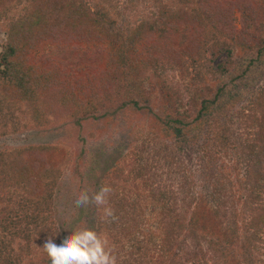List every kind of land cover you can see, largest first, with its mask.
Masks as SVG:
<instances>
[{"label":"rangeland","instance_id":"1","mask_svg":"<svg viewBox=\"0 0 264 264\" xmlns=\"http://www.w3.org/2000/svg\"><path fill=\"white\" fill-rule=\"evenodd\" d=\"M42 1L0 0V55L9 52L10 43L13 45L18 43L21 47L23 39L28 44L30 42L34 44L36 42L34 39L38 37L47 40L49 42L48 47L53 49L49 52L48 47H42L47 48V52L40 53L39 50H33L26 45L23 47V50H29L28 57H30V60H24V63L40 67L39 72H37L38 76L46 78L43 85L40 84L39 89H37L36 97L38 100L36 104L27 99L19 88H16L13 95H15L14 101L19 102L18 107L15 111L8 108L4 100H9V97H12L10 94L14 85L11 84V87H4V84L0 85V92L4 98V100L0 99V103L2 102L0 109L4 110L3 115L0 116V153H12L14 154V160H17V152L24 149L21 157L19 156L21 159L17 162L14 161L18 173H15L12 178L4 176L0 182V264H49L50 253L43 247L46 236L54 235L57 232L56 238L60 239L63 236L64 223H66L65 228L70 232L73 228L80 229L93 225L90 217L92 212L83 218H79V209L85 205L78 203L75 196L82 190L92 194L88 191L86 184L89 178L94 175V170H97L95 168L96 164L107 167L110 162L114 161V166H117L115 165L116 159L121 157L117 164L124 167L127 172L133 170L130 173L131 176L128 173L126 174L130 178H133L134 170L146 165L157 167L159 169L157 172L167 178V181L169 175L174 174L177 181L175 188L179 194L180 206L183 205L180 204V197L187 202L192 201L187 189L183 194H180L183 182H189V189H192L194 186L191 181H193L195 182L193 191L203 192L205 187H209V183L214 179L216 181L219 179L218 181H222L224 184H227L230 178L235 182L238 176L242 180L244 166L242 167L238 158L243 147L241 145H244L245 142L250 144L258 141L257 127L250 131L249 138H244V117L250 116L251 119L258 121L260 125L259 134L261 127H264V110L251 111L248 114V104L244 105V99H246V95L244 96V56L245 58L251 57L249 54L235 55L232 58L231 67L225 75L217 78L210 77L207 84H205L206 87L212 90L213 95L220 88H225L228 91L226 93H233L234 95L235 100H226L225 106L227 105L228 110L220 115L222 129H229L226 133L232 137L234 143L225 141V145L221 146L219 140L223 138L224 131L206 126L202 128L203 132H198L195 144L187 146L177 142L175 137L167 135L162 126V120H165L168 113L164 110V97L160 94V91L153 94V99L150 102L140 105L145 107V110H136L134 107L126 106L121 107L123 105L121 100L118 102L112 101L110 96L107 98V104L103 105L102 98L104 96L93 91L91 96L95 97L97 101L89 99L83 94L81 96L80 93L83 89H86L85 83L92 81L89 76L106 69L107 60L100 48H97L94 44L88 47L84 43L86 42L84 32L76 29L77 23L65 19L63 13L70 6L68 0ZM134 1L135 3L127 2L126 4L122 1L116 12L115 10L109 11L110 20L117 21L124 30L128 26H141L143 21L146 20V14L150 11L149 7L144 9L141 6L145 5V2H151V0ZM245 1L248 4L249 2L253 3L254 0ZM259 1L264 5V0ZM174 2L178 6L180 0H174ZM226 2L227 0H210V6L224 4L223 6L227 8L229 16L226 19V24L222 26L223 29L228 31L231 28H236L239 31L244 27V23L242 13L237 9L238 7H233L238 2H234L233 6ZM183 3L185 6V1ZM38 7L52 10L49 13L54 15L53 23L56 28L51 30L49 34L43 33L44 36L39 35L28 38L34 24L32 21L33 13ZM107 8L109 9V7ZM39 18L42 17H37L36 20ZM32 35L36 36L33 33ZM223 37L228 38L225 34H223ZM260 37L264 38V34H261L258 38ZM216 41V39L212 41L206 49L210 51L216 45ZM257 48H261V46ZM50 54L57 56L50 60L48 59ZM212 56L210 54L209 59H213V66L226 60V54H220L216 58ZM200 58L201 56L197 61ZM234 60L238 64L234 65ZM204 67L200 65L197 70L201 71L202 76L204 75L205 81L208 73L203 71ZM194 69L192 66H188L186 74L182 72V74H185L184 78L181 77L180 70L169 72L166 75L164 79L167 82L166 85L170 86L169 89L172 93H175L174 96L172 95V101L175 103V100L185 97L187 103H189L185 107L174 109L173 112L169 110V114L178 116V109H180L182 115L187 110H191V104L194 102L191 96L196 88L191 91L188 86L193 77L191 74L196 73ZM151 81V83L146 81V90L158 86L155 78L151 77ZM262 82H264V75L256 79L251 91L258 90L259 84H262ZM202 86L201 83L195 87L198 89ZM239 87L241 89H238ZM59 89H65L64 96L67 92L76 90L74 95L90 108H87L86 113L92 112L91 117L77 116L79 105L70 106L71 99H73L72 94L69 96L67 93L66 99H64V96L59 95ZM64 100L67 101L68 106L65 105ZM117 107H120L121 110L115 111ZM102 108L103 111H98ZM197 108L199 110V107ZM197 114L198 112L193 107L191 116L186 118L188 124L193 122ZM37 116L41 118V121L37 120ZM224 146L228 148V151L224 150ZM43 150H51L53 154L56 153L59 156L58 160H52L50 156L42 152ZM141 151H143V154H141ZM212 152H215L212 159L217 163L219 170L211 167L208 171L209 174L206 175L207 172L202 166L203 161L201 158L204 156L208 159L209 154ZM12 162L10 159V163ZM31 166L36 167L37 171L30 172ZM220 172L223 174L218 177ZM205 177H209L211 181L205 183ZM212 177L213 179H211ZM107 178H109L107 183H118L115 177L108 176ZM24 184L27 185V188ZM128 185L130 186L126 188L134 193L128 192L125 196L123 190L126 188H123V190L121 188L120 195L126 197V202H123V204L129 208L131 203L132 207L136 206L138 199L135 196L138 192L142 196L148 195V192L141 189V191L135 192V187L131 183H128ZM37 186L38 189H49L51 191L46 194L47 200L45 201L48 203L46 214L52 216L47 227L43 226L44 224H39L40 226L33 224V220L29 215L31 212L25 207L27 205L26 199L29 197L28 191L31 189L32 194L35 195ZM236 186L237 188L234 187L233 189L229 185L226 186V193H229L231 197L228 199L227 205L229 211L232 209L236 211L233 216L236 223L231 222L229 224L226 220L220 219L213 225L209 224V228L205 232L198 234V237L207 240L206 243L202 244L200 250L192 247L189 233L186 231L181 232L179 241L171 244V253L167 257L170 259L168 261L165 258L167 260L166 264H203L206 261L210 264L215 262L217 264H244L242 254L244 252L248 254L254 247L252 243L254 229L249 226L252 222H250L251 217L247 215L244 218L247 209L239 196V186L237 184ZM41 190H38V192L44 194ZM31 197L34 201L38 200L36 196ZM117 199L118 197H114V194L109 192L106 196L107 203L103 206L100 205L103 207L100 209V213L105 217V220L112 219L113 215L106 216L104 209L113 207V203ZM256 202L262 203V200L257 199ZM189 205L191 206V204ZM138 206V214L140 213L142 217L140 222L136 223V229L134 228L130 232V241L134 243V238L137 235L140 239L146 240V245L150 246L149 249L152 252L148 257L150 260L143 264H160L157 260L161 253L155 247L160 241V237L158 235L154 236L151 232L149 233V230L155 234L159 232L162 216L159 214V209L152 205L150 197L140 199ZM194 207L195 204L192 205L191 212ZM189 213L190 209L183 206L177 214L181 220V217L184 219ZM169 220L171 218L168 219L171 224L178 222ZM228 220H230V217H228ZM135 222L133 221L132 224ZM213 226H230L231 229L219 236L217 229L213 230ZM101 230L100 236L107 240V246L110 248L112 236L110 237L109 230L106 227L102 226ZM258 237L264 240V232L256 237V245L259 246V249L253 250L255 259L250 257L252 264H264V242L258 240ZM122 239L125 244L124 254L127 255L128 246L131 243L127 241L128 239L124 235ZM110 251L114 253L113 250ZM227 252H230V256L227 255ZM122 255L123 250L120 253L121 257Z\"/></svg>","mask_w":264,"mask_h":264},{"label":"trees","instance_id":"2","mask_svg":"<svg viewBox=\"0 0 264 264\" xmlns=\"http://www.w3.org/2000/svg\"><path fill=\"white\" fill-rule=\"evenodd\" d=\"M122 1L124 4L127 2L135 3L134 0H91L90 2L89 0H68L70 6L63 13L65 19L77 23L81 29L78 26L76 29L84 32V38L86 39L84 43L88 47L94 44L97 48H100L107 60V68L98 74H91L89 78L92 81L87 82L89 84L85 83L86 86L83 85L86 89H83L80 95L82 96L83 94L87 98L97 101L95 97L91 96V92L93 91L96 94L101 93L104 96L102 98L103 105L107 104V98L110 96L112 101L118 102L121 100L123 103L121 107L126 106L134 107L136 110H145V107L140 105L150 102L153 99V94L160 91V94L164 97V110L168 113L165 120H162V126L167 135L175 137L177 142L188 146L195 144L198 132H203L202 128L207 126L224 131L222 134L223 138L219 140L221 146L225 145V141L234 143L232 137L226 133L229 129L225 128L223 130L220 121V115H223L228 110L227 105L225 106L226 100H235L234 95L233 93H226L228 91L225 88L218 89L217 93L213 95L212 90L206 87L205 84H207L210 77L217 78L218 76L225 75L230 69L232 58L235 55L249 54L251 57L245 58L244 56V96L246 95L244 105L248 104V114L251 111L264 110V82L259 84L258 90L251 91L256 79L264 75V38H258L261 34H264L263 3L259 0H254L253 3L249 2L248 4L245 0H227L226 3H230L232 6L234 2H238L233 7H238L237 9L242 13L244 27L239 31L236 28L225 31L222 26L226 24L229 13H227V8L223 6L224 4L220 3V6H210V0H180L177 6L174 0H151V2H145V5L142 3L143 6L141 7L144 9L145 7H149L150 9L146 14L147 16L143 15L144 17L146 16L143 24L139 27L128 26L124 30L119 26L117 21L110 20L109 12L110 10H115L116 12L119 6H121ZM184 1L186 3L185 6ZM42 2L40 3L42 4ZM50 11H52L50 8H36L32 20L34 24L28 38L39 35L44 36L43 33L49 34L51 30L56 28L53 23L54 15H50ZM37 17L42 18L36 20ZM32 33L36 36L32 35ZM221 33L222 35H220ZM223 34L228 38L223 37ZM245 35L246 37L244 38ZM215 39L217 40V46L214 45L210 51L207 50L206 47ZM34 40H36L34 44L31 42L28 44L23 39L21 47L18 43L14 45L10 43L9 52L0 55V85L4 84V87H11V84L14 85L12 91L10 88V96L12 95V97H9V100H4L3 94L0 92V99L6 101L7 107L14 111L19 104V102L14 101L15 95L13 94L16 88H19L27 99L36 104L38 100L36 97L37 89L46 80V78L40 77L37 74L40 67L24 63V60H30V57H28L29 50H23L25 45L33 50H39L40 53L47 52V48H42L49 46L47 40L42 37ZM260 46L261 48H257ZM48 49L49 52L53 50L51 47H48ZM210 54L214 58L220 54H226V60L219 65L213 66V59H209ZM198 55L201 56L199 61H197ZM55 56L57 55L50 54L48 59L53 60ZM233 63L234 65L238 64L235 60ZM200 65L205 66L203 71L208 73L205 81L204 75L202 76L201 71L197 70V67ZM188 66H192L196 71L195 74H191L193 77L188 86L191 91L193 88H196V91L191 96L194 102L192 100L191 110H187L182 115L180 109H178V116H174L169 114V110L173 112L174 109L185 107L189 103H187L188 101L185 97L175 100L174 103L172 99L175 93L171 92L170 86L166 85L167 82L164 79L169 72H175L176 70H180L181 77L184 78V75L188 71ZM182 72L185 74H182ZM151 77L157 80L158 86H155L151 90H146L145 83L146 81L147 83H151ZM201 83L204 87H198L197 89L195 86ZM238 89L241 88L239 87ZM74 92L76 90H71L67 93L69 96L72 94L73 98L71 99L70 106L75 107L79 105L76 115L91 117L92 112L86 113L87 108H90L83 101H79ZM64 93L65 89H59L60 96H64ZM66 94L64 99H66ZM64 103L68 106L66 100H64ZM193 107L198 114L193 122L188 124L186 118L191 116ZM197 107H199V110ZM103 110L102 108L98 111ZM119 110H121L120 107L115 109V111ZM3 112L4 110L0 109V116L3 115ZM38 119L41 121L39 116H37ZM256 127L258 141L250 144L245 142L244 145H241L243 146L241 155H238L242 167L244 166L242 180L237 175L238 177L235 182L231 178L230 180L228 178L229 182L224 184L222 181H218L219 179L211 181L209 177H205V183L211 182L209 183V187L206 186L203 192L193 191L195 182L191 181V184L194 186L192 189H189V182H183L180 194H183L187 189L192 201L187 202L180 197V204H183L180 206L179 194L175 188L177 181L174 178V174L169 175L167 181V178H164L163 175L157 172L159 170L157 167L146 165L134 170V176L130 178L126 174L130 175L133 170L127 172L124 167L118 165L117 163L121 159L119 157L116 159L115 165L117 166H114V161L110 162L107 167L96 164L95 168L97 170H94V175L89 178L86 184L88 191L92 193L98 192L102 187H110V192L114 194V197H118L113 203L114 206L110 208L113 218L105 220V217L100 213L103 205L97 206L95 203H89L87 207L85 205L83 208H80L78 212L79 218H83L92 212L90 217L93 225H89V229L95 230L99 235L102 231V226L109 230L110 237L112 236L109 249L114 251L111 254L115 256L116 264H134L136 262L143 264L150 260L148 257H150L149 254H151L152 250L149 249V245H146L147 241L140 239L139 235L134 238L137 244L135 241L131 243L130 232L133 231L137 226L136 223H139L142 217L140 213L138 214L139 200L150 197L152 205L159 209L162 219H160L161 228L159 232L155 234L149 230V233L151 232L154 236L158 235L160 237V241L155 245L158 248L157 251L161 253L157 261L160 264H166V259L168 261L170 259L167 257L171 253V244L179 241L181 232L186 231L189 233V238L193 244L192 247L200 250L202 244L206 243L207 240L203 237H198V234L205 232L209 228V224L213 225L220 219L226 220L229 224L231 222L233 224L236 223L233 220L236 211L234 209L229 211V206L227 205L228 199L231 197L229 193H226V186L229 185L233 189L234 187L237 188V184L239 186V196L242 198L244 206L247 209L246 213H244V218L247 215L251 217L250 222H252L249 226L254 229L252 234L254 236L252 238L254 247L248 254H245V252L242 254L244 264H252L250 257L255 259L253 257V250L259 249V246L256 245V237L264 232V127H261L259 134L258 129L260 125L258 121L251 119L250 116L244 117V138H249L251 135L250 131ZM22 150L24 149H20L17 152V160H14V154L12 153H0V182L2 177L12 178L15 173H18L15 162L21 159ZM224 150L228 151V148L224 146ZM42 152L50 156L54 161L59 158L51 150H43ZM214 153H210L208 159L204 156L201 158L203 161L202 166L207 172L206 175L209 174L208 171L211 167L218 169L217 163L212 159ZM141 154H143V151H141ZM10 159L13 161L12 163H10ZM29 171L34 173L37 169L31 166ZM221 174L223 173L220 172L218 177ZM108 176L117 178L118 183H107V180H109ZM128 183H131L135 187V192L141 190L148 192L146 196H142L138 192L135 196L138 199L136 206L132 207L131 203L129 208L123 204V202H126V197L120 195V189L122 188L123 190V188L129 187ZM25 188H27V185ZM202 188L204 189V186ZM38 190L41 189H38L37 186L35 195L32 194L31 189L28 191L29 197L26 199L27 205L25 204V207L31 212L29 215L33 220V224H36V226L44 224L43 226L47 227L49 219H52V216L46 214L48 203L45 201L47 200L46 194L51 191L49 189L41 190L44 192L43 194L38 192ZM128 192L134 193L127 188L123 190L125 196H127ZM31 196H36L38 200L34 201ZM257 199H261L262 203H257ZM194 204V210L191 212L192 205L194 206ZM183 206H187L190 209V213L184 219L181 217L180 220L177 213ZM228 217H230V220H228ZM169 218H171L169 221L175 220L178 222L171 224L168 222ZM133 221L136 222L132 224ZM65 225L66 223L63 225V235L66 232H70L65 228ZM88 227L85 226L84 228ZM215 229H217L218 235L221 236L224 232L229 231L231 227L213 226L214 231ZM123 235L131 243L128 246L127 255L124 254L125 244L122 239ZM258 240L264 242L260 237H258ZM232 244L234 243L232 242ZM122 250L123 255L121 257L120 253ZM227 255L230 256V252H227ZM203 264L210 263L206 261ZM214 264L217 263L215 262Z\"/></svg>","mask_w":264,"mask_h":264},{"label":"clouds","instance_id":"3","mask_svg":"<svg viewBox=\"0 0 264 264\" xmlns=\"http://www.w3.org/2000/svg\"><path fill=\"white\" fill-rule=\"evenodd\" d=\"M110 187H102L91 195L80 191L75 200L83 205L95 203L97 206L107 203L106 196ZM106 216H112V210L105 208ZM57 233V232H56ZM56 233L46 236L43 247L50 253L49 264H116V258L107 246V240L95 230L89 228H73L60 239Z\"/></svg>","mask_w":264,"mask_h":264}]
</instances>
